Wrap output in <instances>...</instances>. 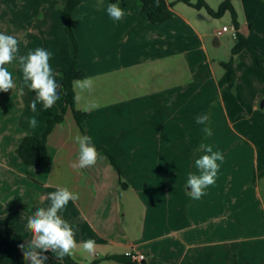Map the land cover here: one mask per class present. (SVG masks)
I'll return each mask as SVG.
<instances>
[{
  "label": "crops",
  "instance_id": "1",
  "mask_svg": "<svg viewBox=\"0 0 264 264\" xmlns=\"http://www.w3.org/2000/svg\"><path fill=\"white\" fill-rule=\"evenodd\" d=\"M80 1L72 17L77 65L94 81L91 91L74 85L76 107L88 114L85 130L68 109L48 137L40 170L26 165L17 149L25 137L42 136L49 119L65 108L63 75L73 67L74 44L64 27L63 0H6L0 14L2 32L19 41L17 56L38 47L48 51L60 85L54 106L45 111L38 102L33 112L35 93L23 83L18 59L6 65L16 88L0 92V249L27 244L28 217L50 206L49 193L67 187L79 199L59 215L74 228L78 247L63 261L43 253L45 264H122L106 258L127 252L145 254L140 264H264V68L242 52L234 61L236 81L229 80L222 62L231 59L238 39L226 33L215 45L214 38L234 26L231 14L216 18L211 29L206 9L185 3L170 7L167 21L153 23L139 0ZM205 1L217 10L225 0ZM230 1L238 33L264 57V0ZM111 3L124 10L121 20L107 14ZM243 78L247 103L240 110ZM230 109L253 126L246 149H222L218 131H203L215 113L231 121ZM205 114L206 124H198ZM32 117L35 128L28 123ZM77 133L92 138L99 153L94 166L71 167L78 159ZM201 144L222 152L223 160L215 183L194 200L187 179L199 174ZM88 239L96 242L93 253L80 246ZM9 264L29 262L18 253Z\"/></svg>",
  "mask_w": 264,
  "mask_h": 264
},
{
  "label": "clouds",
  "instance_id": "2",
  "mask_svg": "<svg viewBox=\"0 0 264 264\" xmlns=\"http://www.w3.org/2000/svg\"><path fill=\"white\" fill-rule=\"evenodd\" d=\"M159 6V0H156ZM107 14L114 20H121L125 12L118 3H111L107 6ZM19 53V41L17 37L0 32V92H8L16 88V82L12 73L6 65L12 64L18 59L19 67L22 71L23 83L30 91L35 93V99L30 102L33 112L37 111V103L43 105V110L54 106L60 99L57 89L60 87L55 79V73L49 63L51 54L43 48L30 50L26 55L17 56ZM74 85L81 91H91L94 81L91 78L77 79ZM23 88H21V92ZM208 116L202 115L197 118V123L204 125ZM32 128L37 127L38 120L32 117L28 121ZM203 131L211 135L210 128L205 127ZM78 145V159L71 167L83 169L94 166L99 158V153L92 143V138L88 135L77 133L73 137ZM204 155L195 160V167L199 174H189L187 186L190 188L189 194L194 200L205 195L204 189L215 183L219 170L218 161L223 160V154L213 151L211 145L201 144ZM47 199L51 202L47 208L41 207L27 219L26 227L31 232L32 238L27 244H20L19 248L23 253L25 261L29 264H45L48 257L43 253L51 251L56 258L63 261L65 256H72L78 247L75 239L74 228L59 215L69 202L79 199V194L72 192L67 187H59L54 192L48 194ZM84 251L93 253L96 242L88 239L80 245Z\"/></svg>",
  "mask_w": 264,
  "mask_h": 264
},
{
  "label": "trees",
  "instance_id": "3",
  "mask_svg": "<svg viewBox=\"0 0 264 264\" xmlns=\"http://www.w3.org/2000/svg\"><path fill=\"white\" fill-rule=\"evenodd\" d=\"M142 5V10L147 14L150 21L153 23H160L167 21L171 13L169 8L176 3H185L197 10L206 9L208 14L213 18H222L226 13H230L232 17V23L237 30L240 28L239 17L236 9L234 8L230 0H225L217 10L212 9L205 0H176L175 2L168 4L166 0H159V6L156 5V0H139ZM80 0H63L62 7L64 11V27L67 34L74 44V64L69 72L63 75V90L65 98V108L57 116L49 119L47 127L42 136H27L22 141L21 145L17 149V154L21 157L23 162L28 166L42 167L48 159V137L54 130V128L63 123L65 115L68 109H71L77 124L84 132L85 124L88 117L87 112L81 111L76 107V91L74 88V81L77 79H84L85 73L79 69L77 65V58L80 51L79 43L72 27V17L74 11L80 6ZM248 52L255 58L258 65L264 68V57L252 46L250 40L244 35L238 33V43L232 49V57L228 62H222V66L227 70L229 80L231 82L236 81V71L234 68L235 57L242 52ZM111 162L119 169L117 161L109 155ZM122 187H125V183H121ZM18 253H22L21 249L17 245L8 244L4 249H0V262L3 264H9L12 259L16 257ZM48 253L55 255L51 251ZM106 259L118 261L122 264H139L132 262L130 258L126 256H110Z\"/></svg>",
  "mask_w": 264,
  "mask_h": 264
},
{
  "label": "rangeland",
  "instance_id": "4",
  "mask_svg": "<svg viewBox=\"0 0 264 264\" xmlns=\"http://www.w3.org/2000/svg\"><path fill=\"white\" fill-rule=\"evenodd\" d=\"M6 5V0H0V14L1 12L3 13L4 8ZM211 21H209L207 24L209 25V27L212 29L215 24L217 19L216 18H211ZM4 19L0 16V32H2L1 27L4 26ZM228 24L229 25V21L226 22H221L220 23V27L224 24ZM222 55L225 56L226 52H224V50L222 49ZM242 54H244L243 56H251L248 52H243ZM248 86V82L245 78H243L240 82V86H239V98L236 101V105L238 107V109L243 108L246 103H247V97L245 96L246 92H245V87ZM237 109V110H238ZM231 111V121L229 120V117L227 115H220L219 117L217 116V113H215V118H214V124L212 126H207L208 128L211 129V131L213 132L215 130V132L220 134L221 136V148L222 149H230L233 148L235 146L242 148V149H246L248 148L246 146V141L245 138L247 137L246 135L248 134V131H250L251 129H253L252 124L249 121H245V116L242 114V119L241 120H237V118H235V115L232 113L233 110L230 109ZM259 126H257L258 128ZM234 134H236L237 136L240 137L237 139L236 136H234ZM237 140V141H236Z\"/></svg>",
  "mask_w": 264,
  "mask_h": 264
},
{
  "label": "built area",
  "instance_id": "5",
  "mask_svg": "<svg viewBox=\"0 0 264 264\" xmlns=\"http://www.w3.org/2000/svg\"><path fill=\"white\" fill-rule=\"evenodd\" d=\"M226 33H229L234 39H238V30L235 28V26L222 27L217 31V36L221 37ZM126 257L130 258L132 262H136L139 264L146 260V255L143 253L127 252Z\"/></svg>",
  "mask_w": 264,
  "mask_h": 264
},
{
  "label": "water",
  "instance_id": "6",
  "mask_svg": "<svg viewBox=\"0 0 264 264\" xmlns=\"http://www.w3.org/2000/svg\"><path fill=\"white\" fill-rule=\"evenodd\" d=\"M219 43H220V38L218 37V36H216L215 38H214V44L215 45H219ZM264 104V103H263ZM37 170H40V167H37Z\"/></svg>",
  "mask_w": 264,
  "mask_h": 264
}]
</instances>
